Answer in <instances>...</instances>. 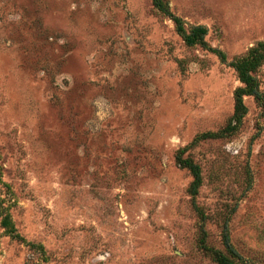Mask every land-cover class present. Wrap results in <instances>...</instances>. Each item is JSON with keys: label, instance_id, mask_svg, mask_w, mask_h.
Returning <instances> with one entry per match:
<instances>
[{"label": "rangeland", "instance_id": "1", "mask_svg": "<svg viewBox=\"0 0 264 264\" xmlns=\"http://www.w3.org/2000/svg\"><path fill=\"white\" fill-rule=\"evenodd\" d=\"M165 1L227 60L155 0H0V264H218L226 222L264 264V65L225 131L264 0Z\"/></svg>", "mask_w": 264, "mask_h": 264}, {"label": "trees", "instance_id": "2", "mask_svg": "<svg viewBox=\"0 0 264 264\" xmlns=\"http://www.w3.org/2000/svg\"><path fill=\"white\" fill-rule=\"evenodd\" d=\"M155 5L161 13L173 20L178 34L183 38L184 42L188 46H199L205 50L215 53L223 62L227 60L226 54L224 52L212 47L209 44L207 40L209 29L206 26L197 25L187 28L185 21L170 10V7L165 0H155ZM263 65L264 42H260L258 45L251 48L245 56H242L232 62V67L235 69L242 86H240L235 92V112L233 120L225 131L234 132L247 114V106L244 102L245 97L253 96L258 101L263 99L260 81L258 78V72ZM177 163L181 168L187 169L192 174L193 182L190 186V193L193 197H196L199 194V190L203 184L201 167L192 159L184 158L182 154L178 155ZM203 218L205 219L204 215ZM3 224L7 228L8 232L11 233L15 231L10 219L7 217L3 220ZM202 232L203 237L201 239V244L216 263L248 264L247 260L239 253L231 241L228 222H226L223 233V244L227 250V253L208 247L206 245V233L204 230Z\"/></svg>", "mask_w": 264, "mask_h": 264}]
</instances>
